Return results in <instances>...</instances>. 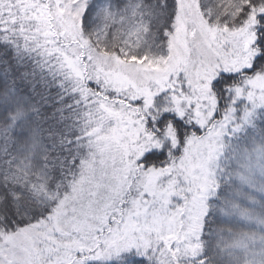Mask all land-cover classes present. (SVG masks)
Wrapping results in <instances>:
<instances>
[{
    "label": "snow or ice",
    "instance_id": "6c2138e0",
    "mask_svg": "<svg viewBox=\"0 0 264 264\" xmlns=\"http://www.w3.org/2000/svg\"><path fill=\"white\" fill-rule=\"evenodd\" d=\"M0 264H264V0H0Z\"/></svg>",
    "mask_w": 264,
    "mask_h": 264
}]
</instances>
